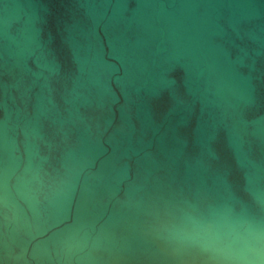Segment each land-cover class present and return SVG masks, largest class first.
Returning <instances> with one entry per match:
<instances>
[{
    "label": "water",
    "instance_id": "water-1",
    "mask_svg": "<svg viewBox=\"0 0 264 264\" xmlns=\"http://www.w3.org/2000/svg\"><path fill=\"white\" fill-rule=\"evenodd\" d=\"M0 264H264V0H0Z\"/></svg>",
    "mask_w": 264,
    "mask_h": 264
}]
</instances>
